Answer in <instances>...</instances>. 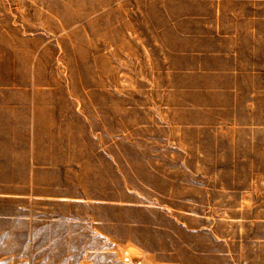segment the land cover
Wrapping results in <instances>:
<instances>
[{
	"label": "rangeland",
	"instance_id": "374dc122",
	"mask_svg": "<svg viewBox=\"0 0 264 264\" xmlns=\"http://www.w3.org/2000/svg\"><path fill=\"white\" fill-rule=\"evenodd\" d=\"M218 8L228 23L224 28L242 34L247 56L251 48L253 63L261 64L262 101L254 99L258 104L244 114L264 120V0H0V91L13 97L0 106V113H14L0 119V192L20 189V181L33 177L27 175L28 167L44 164L47 169L39 175L43 195H76L87 201L72 205L46 199L40 209L61 215L62 232L87 229L107 237L106 250L94 254L92 264H132L139 259L154 264L123 242L131 234L146 238L151 246L165 241L171 245L159 231H134L133 210L122 204L133 199L134 190L151 201L148 196L162 183L151 178L150 167H168V187L177 183L179 188L182 181L194 187L204 175L185 173L181 166L195 170L222 160L158 156L159 150L194 155L205 143L196 141V131H162L149 123L147 78L133 77L132 62L123 67L122 60L134 44L155 39L152 30L163 24V9L171 22L194 16L203 22ZM187 28L201 29L189 23ZM139 54L148 58L145 51ZM155 98L153 94V104ZM152 202L159 203L155 197ZM154 211L144 216L147 225L157 221ZM261 231L259 223L237 224V237H254L248 245L238 241L233 246V262L216 255L186 256L182 264H264ZM207 241L201 238L195 245L199 252L224 249ZM99 245L94 238V251L101 250Z\"/></svg>",
	"mask_w": 264,
	"mask_h": 264
},
{
	"label": "crops",
	"instance_id": "0c3cea01",
	"mask_svg": "<svg viewBox=\"0 0 264 264\" xmlns=\"http://www.w3.org/2000/svg\"><path fill=\"white\" fill-rule=\"evenodd\" d=\"M165 12L163 9L161 14L163 24L152 30L155 39L140 46L134 44L131 52L122 57L123 67L132 62L133 77L147 78L151 101L149 123L162 131L170 127H179L181 134L196 131V141L205 143L199 145L202 149L194 155L186 150H159L158 156L180 154L184 158L222 160L213 165H199L195 170L181 166L185 173L204 175L194 187L188 181H182L179 188L177 183L168 187L166 182L171 180L166 175L168 167H150L151 178L162 183L148 196L151 201H144L143 192L134 190L133 199L122 204L133 210L134 231L147 228L159 231L172 243L166 246L165 241L162 246L157 243L151 246L146 238L134 234L123 242L154 264H182L186 256L213 255L233 262L236 255L233 246L238 241L248 245L254 237L253 234H245L243 240L237 237V224L244 223L247 227L249 223H259L264 258V120L244 114L262 101L261 64L253 63L251 48L247 56L242 34L224 28L228 23L221 20L220 8L212 19L203 22L196 21L197 16L171 22V16ZM188 23L201 29H188ZM144 51L147 59L140 58L139 53ZM123 75L128 76L125 72ZM12 101V94L0 91V106ZM13 116L14 113H0V119ZM34 156L39 158L36 153ZM45 168L44 164L29 166L26 173L33 177L20 181V189L0 192V200L5 201L4 205L0 203V264H92L94 254L102 252L103 247L106 250L107 237L87 229L79 234L70 228L62 232L61 215L45 214L40 209L46 199L68 201L72 205L87 201L76 195H43L44 183L39 182V175ZM146 184L153 188L152 182ZM152 197L159 203L153 205ZM153 211L157 221L147 225L144 216ZM205 237L207 245H222L224 249L199 252L195 245ZM94 238L101 250L94 251Z\"/></svg>",
	"mask_w": 264,
	"mask_h": 264
},
{
	"label": "built area",
	"instance_id": "2783aa9c",
	"mask_svg": "<svg viewBox=\"0 0 264 264\" xmlns=\"http://www.w3.org/2000/svg\"><path fill=\"white\" fill-rule=\"evenodd\" d=\"M132 264H145V262L142 259H139L137 261H134Z\"/></svg>",
	"mask_w": 264,
	"mask_h": 264
}]
</instances>
